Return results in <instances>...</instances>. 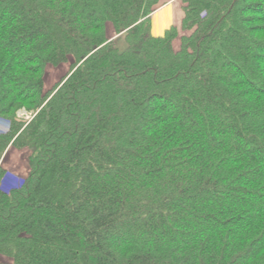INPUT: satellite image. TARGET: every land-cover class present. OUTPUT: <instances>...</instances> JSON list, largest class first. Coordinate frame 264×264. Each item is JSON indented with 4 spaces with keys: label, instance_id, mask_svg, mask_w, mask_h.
<instances>
[{
    "label": "trees",
    "instance_id": "1",
    "mask_svg": "<svg viewBox=\"0 0 264 264\" xmlns=\"http://www.w3.org/2000/svg\"><path fill=\"white\" fill-rule=\"evenodd\" d=\"M181 1L0 0L5 264H264V0Z\"/></svg>",
    "mask_w": 264,
    "mask_h": 264
},
{
    "label": "rangeland",
    "instance_id": "2",
    "mask_svg": "<svg viewBox=\"0 0 264 264\" xmlns=\"http://www.w3.org/2000/svg\"><path fill=\"white\" fill-rule=\"evenodd\" d=\"M109 32L110 33L113 32V34L110 35L111 40H114L119 37V35L117 36L116 34L114 35V31L111 28V26H109ZM151 33H152V29H151ZM186 34L187 33L180 31V35L174 45L175 48H179L181 44V41H180L181 37L182 35H186ZM71 62L64 64L58 68L49 67L47 69V73L45 76V83H46L47 91L54 89L56 85L66 80V77L71 72ZM31 114L32 113H29L27 110L21 109L16 113V118L17 120L22 121V122H29L30 120L34 118V115H31ZM9 126L10 125L7 119L0 120V131L1 132L7 131ZM29 156H30V152L28 150H25V149L18 150L15 148H9L1 164L2 168L7 170V177H5L2 183L4 187L8 188L10 186H19L24 181V179L29 174V167H28V157ZM9 262H11V260L0 256V264H5Z\"/></svg>",
    "mask_w": 264,
    "mask_h": 264
},
{
    "label": "crops",
    "instance_id": "3",
    "mask_svg": "<svg viewBox=\"0 0 264 264\" xmlns=\"http://www.w3.org/2000/svg\"><path fill=\"white\" fill-rule=\"evenodd\" d=\"M184 18V6L181 0H161L152 15V34L163 36L172 26H180Z\"/></svg>",
    "mask_w": 264,
    "mask_h": 264
}]
</instances>
